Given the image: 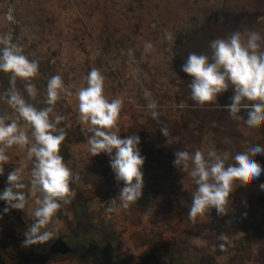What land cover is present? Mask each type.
I'll list each match as a JSON object with an SVG mask.
<instances>
[{"label": "rangeland", "instance_id": "rangeland-1", "mask_svg": "<svg viewBox=\"0 0 264 264\" xmlns=\"http://www.w3.org/2000/svg\"><path fill=\"white\" fill-rule=\"evenodd\" d=\"M218 11L242 14L233 32L248 29L264 36V22H257L258 17L264 16V0H0V33L11 32L14 42L23 45L24 53L39 61L36 97L41 102L37 101V105L46 106V85L51 76L61 75L65 85L71 86L73 95L62 94L51 116L53 119L55 115L64 116L58 127L85 137L70 147L75 173L80 176L78 189L84 191L95 223L105 222L115 228L122 264H140V259L150 252L153 237L174 239L197 256L209 249L206 232L213 212L198 217L195 223L188 219L190 197L196 185L187 173L174 167L176 151L194 153L196 149L207 152L215 148L218 153L231 157L252 145L264 146V134L259 128L234 121L223 106L194 107L190 89L174 73L172 61L178 53L210 55V41L226 38L227 31L216 33V24L209 19ZM10 14L14 19H9ZM251 15L256 17L253 19ZM166 30L171 40L165 37ZM147 41L153 45L150 52L144 49ZM93 67L105 77L106 97L124 102L118 134L121 138L134 134L140 137L138 147L145 157L144 179L147 174L146 179L150 181V176L157 178L164 173L181 192L170 199L165 195L156 198L162 214H145L138 208L140 201L123 209L118 199L119 212H106L124 185L117 183L106 154L91 155L87 144L89 133L78 120V101L74 94L79 87L86 86L83 78ZM17 83L20 89L25 88L24 81L17 79ZM144 89L158 102L157 110L161 113L158 122L152 119L147 108ZM181 102L186 107L180 108ZM0 114L15 118L7 104H0ZM182 125L190 129L186 141H181ZM161 127H167L179 140L168 144ZM7 154L10 160L4 166V175L0 176V193L7 186L8 173L27 162L26 148L14 146ZM254 159L264 168V155ZM27 163L25 183L29 180L30 162ZM155 165L157 169L153 168ZM262 183L264 172L249 185L237 182L229 198V214L239 211V217L245 221L262 218L259 205L264 197ZM36 206L35 198L30 197L25 211L10 209L4 213L7 205L0 200V247L9 257V264H98L91 256L82 254L83 251L76 250L68 256H52L49 252L54 241H67L75 234L77 219L71 204L62 207L48 225L56 238L45 244L22 246ZM247 235L252 242L247 244L248 249L222 256V263L264 264V236L245 231L243 236Z\"/></svg>", "mask_w": 264, "mask_h": 264}, {"label": "clouds", "instance_id": "clouds-1", "mask_svg": "<svg viewBox=\"0 0 264 264\" xmlns=\"http://www.w3.org/2000/svg\"><path fill=\"white\" fill-rule=\"evenodd\" d=\"M9 19H14L11 14ZM257 22H264V16ZM165 37L172 39L165 31ZM210 55L190 52L181 65V70L191 77L188 87L194 107L203 108L218 102L219 96L230 89L233 94L230 103L223 105L234 121H242L249 128L264 125V36L255 30L235 31L226 38L210 41ZM153 45L145 42L144 49L150 52ZM129 55L133 52L130 49ZM0 72L10 74V87L0 93L7 105L16 114H0V176L4 175V166L9 162L8 150L14 146L27 149V162H30L28 183L24 182V165L13 168L7 175V186L0 193V200L5 201L10 209L25 211L29 198H35V209L31 212L33 223L24 232L22 246L29 247L45 244L56 238L48 228L53 217L62 207L70 205L76 192L71 187L78 183L80 176L74 173L64 161L61 145L66 139V131L58 125L65 119L62 115L51 114L62 94L71 96V86H67L61 75L48 78L46 98L43 108H37L25 99L16 88V81H24L28 97L37 95L36 85L32 82L39 75V61L30 59L23 45L14 42L11 32L0 33ZM86 86H81L74 93L78 101V120L86 126L89 133L87 144L92 156L101 153L109 157L111 170L117 183L123 182L119 196L112 199L107 213H118L117 199L120 207L130 208L143 194L144 179L142 168L145 157L141 155L138 135L121 138L118 121L123 108V100H109L104 93L105 77L93 67L83 78ZM147 108L153 120L159 121L158 102L151 98V93L143 90ZM186 107L184 102L178 105ZM246 113V119L241 115ZM30 130V134L29 131ZM168 144L178 141L179 137L171 135L167 127L160 128ZM264 155V146L252 145L247 150L229 157L220 154L215 148L207 152L196 149L194 153L179 150L174 153V167L187 173L196 185L192 193L188 219L195 223L198 217L207 216L213 209L217 215L225 216L230 211V195L236 183L246 186L258 179L264 168L254 157ZM231 159V163H229ZM264 190V183L260 184ZM147 214V213H145ZM223 241L220 250H226L232 241L220 234Z\"/></svg>", "mask_w": 264, "mask_h": 264}, {"label": "trees", "instance_id": "trees-1", "mask_svg": "<svg viewBox=\"0 0 264 264\" xmlns=\"http://www.w3.org/2000/svg\"><path fill=\"white\" fill-rule=\"evenodd\" d=\"M240 16H242V14L218 11L215 12L209 19H213L215 22L216 33H221V31L225 30L229 35V33L231 34L239 25L238 21ZM255 17V15H251V18L254 19ZM228 35H226V37ZM189 53V51L186 53L180 52L172 61V67L176 77L187 87L190 83L191 77L181 70V65L184 63ZM34 83L36 88L39 87V80L37 77L34 79ZM9 87L10 74L0 72V93ZM19 87L20 86L16 81V88L23 93L25 99L37 108H41L37 105V101L41 102L39 98L36 96L34 99L28 97L25 88L20 89ZM232 94L233 92L230 89L228 92L219 96L217 103L208 106L221 107L228 104L230 103L229 97ZM0 104H7L3 97H0ZM241 115L244 116L245 119L247 118L246 113L243 110ZM180 130L184 136L181 138V141H186V136L188 132H190V129L185 125H182ZM259 130L262 134H264V125L260 126ZM65 131L67 135L65 141L61 145L60 154L64 157V161L75 173L76 167L70 147L75 142L84 141L85 137L82 133L71 132L70 129L67 128H65ZM153 168L157 169L158 165L153 166ZM147 177H149L148 174L145 175V179L143 177V194L139 200L140 206H138V208L145 213L162 214L163 209L155 201L156 198H161L162 195H165L166 199H170L173 195H179L181 192L179 193L175 189L173 181H169L164 173L157 178L150 176V181H147ZM71 187L76 192L71 205L77 219L75 234L67 240L73 249L72 253L76 252V250L83 251L82 254L91 256V258L94 259V261H97L98 264H122L118 250L119 239L116 236L115 228L105 222L95 223L94 214L89 211V208L86 205L84 191L78 189L77 183L72 184ZM190 198L192 200V196ZM259 205L262 208V218L251 219L249 221H245L240 218V213L236 210H234L235 213L230 212L228 215L216 217L214 215V213L216 214V212H214L216 210L213 209L212 218H210L211 223L208 225L209 230L206 232L209 249L199 256L194 255L191 251H188L187 247H185L182 243L178 244L174 239L169 240L166 238L163 239L160 237H153L150 252L148 255L140 259V264H230L229 262L222 263L220 258L224 255L232 254L233 252L242 253L248 249L247 244H252L248 235L243 236L245 231L254 232L255 234L264 236V197L259 200ZM234 215L237 216V218L234 219ZM221 233L228 236V238L232 241V244L227 245L226 250L224 251L219 248V245L223 243V241L218 239V236ZM238 235L241 237H238ZM0 264H9V257L1 247Z\"/></svg>", "mask_w": 264, "mask_h": 264}, {"label": "water", "instance_id": "water-1", "mask_svg": "<svg viewBox=\"0 0 264 264\" xmlns=\"http://www.w3.org/2000/svg\"><path fill=\"white\" fill-rule=\"evenodd\" d=\"M73 249L70 244L64 239H57L50 246L49 252L52 256H68Z\"/></svg>", "mask_w": 264, "mask_h": 264}]
</instances>
